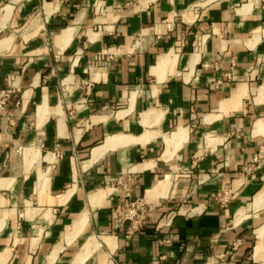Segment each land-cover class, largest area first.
Returning <instances> with one entry per match:
<instances>
[{
  "label": "crops",
  "instance_id": "1",
  "mask_svg": "<svg viewBox=\"0 0 264 264\" xmlns=\"http://www.w3.org/2000/svg\"><path fill=\"white\" fill-rule=\"evenodd\" d=\"M0 91V264H264V0H0Z\"/></svg>",
  "mask_w": 264,
  "mask_h": 264
},
{
  "label": "built area",
  "instance_id": "2",
  "mask_svg": "<svg viewBox=\"0 0 264 264\" xmlns=\"http://www.w3.org/2000/svg\"><path fill=\"white\" fill-rule=\"evenodd\" d=\"M7 96L8 92L0 91L2 103ZM135 181V177L128 174L120 176L110 183L113 196L116 199L112 214L113 229L118 232L124 228L128 237L142 228L145 217L152 210V206L147 204L144 198L133 196Z\"/></svg>",
  "mask_w": 264,
  "mask_h": 264
}]
</instances>
